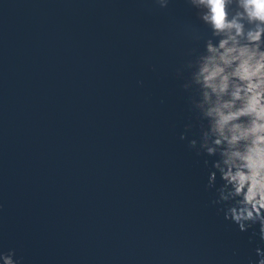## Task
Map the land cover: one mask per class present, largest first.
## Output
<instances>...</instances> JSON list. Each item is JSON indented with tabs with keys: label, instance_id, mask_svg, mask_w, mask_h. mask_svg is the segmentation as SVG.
<instances>
[{
	"label": "water",
	"instance_id": "obj_1",
	"mask_svg": "<svg viewBox=\"0 0 264 264\" xmlns=\"http://www.w3.org/2000/svg\"><path fill=\"white\" fill-rule=\"evenodd\" d=\"M208 35L187 0H0V250L22 264L259 259L264 241L212 204V158L188 146L199 128L177 69Z\"/></svg>",
	"mask_w": 264,
	"mask_h": 264
},
{
	"label": "clouds",
	"instance_id": "obj_2",
	"mask_svg": "<svg viewBox=\"0 0 264 264\" xmlns=\"http://www.w3.org/2000/svg\"><path fill=\"white\" fill-rule=\"evenodd\" d=\"M170 0H156L167 8ZM209 35L177 69L198 123L189 141L197 156L209 157L207 188L213 205L241 232L264 241V0H187ZM201 37L197 36L199 40ZM197 125L189 124L182 140ZM222 181L217 187V180ZM259 226L258 231L256 226ZM252 264H264V248ZM0 264H22L16 250H0Z\"/></svg>",
	"mask_w": 264,
	"mask_h": 264
}]
</instances>
